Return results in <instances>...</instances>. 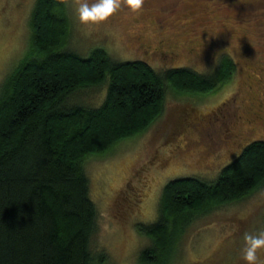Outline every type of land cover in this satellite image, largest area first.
<instances>
[{"label":"trees","instance_id":"obj_1","mask_svg":"<svg viewBox=\"0 0 264 264\" xmlns=\"http://www.w3.org/2000/svg\"><path fill=\"white\" fill-rule=\"evenodd\" d=\"M177 1L160 0V9L166 14ZM182 1L188 6L195 2L186 10L197 14L205 5L201 0ZM239 1L241 12L222 20L240 18L245 33L252 26L263 27L264 0ZM203 13L201 25L210 11ZM30 33L28 51L0 92V264H102L106 254H95L91 248L98 218L88 196L85 161L149 131L163 116L167 89L180 96L210 93L225 85L237 67L226 53L208 75L187 68L158 75L142 61H112L103 49L80 57L65 50L70 30L61 0H36ZM257 35L264 46V28ZM252 42H246L247 50ZM106 84L99 108L70 104L74 94ZM263 85L260 103L256 109L249 105L253 111L247 118L258 125H264ZM263 189V140L243 148L214 183L198 178L167 183L158 219L138 226L150 243L139 254L138 264H172L190 225Z\"/></svg>","mask_w":264,"mask_h":264},{"label":"rangeland","instance_id":"obj_2","mask_svg":"<svg viewBox=\"0 0 264 264\" xmlns=\"http://www.w3.org/2000/svg\"><path fill=\"white\" fill-rule=\"evenodd\" d=\"M61 1L70 30L65 50L80 57L88 58L92 50L103 49L112 61H142L158 75L181 68L208 75L226 53L237 67L225 85L210 93L180 96L167 89L163 116L149 131L118 143L105 156L85 161L83 172L88 178V196L98 218L97 230L91 238L92 251L106 254V262L102 264H138L139 254L150 245L138 232V226L151 225L158 219L159 202L167 183L185 178L214 183L221 170L250 142L264 141V125L247 122L253 111L249 105L256 109L263 92L260 85H263L264 46L259 44L262 38L257 34L264 25L252 26L245 33L240 18L236 22L222 20L231 13L241 12L243 5L239 0L215 3L201 0L206 8L199 14L192 8L186 10L195 2L190 1L188 6L178 0L175 8L166 14L149 1L139 14L124 8L113 16L114 21L85 26L76 19L74 0ZM35 3L36 0H0V92L28 51L30 17ZM204 10L210 11L206 15L209 19L201 25ZM153 11L154 16L149 14ZM189 11L194 13L188 14ZM156 17L161 19L159 24L171 21L161 31L163 39L167 44L173 42L177 48L186 49V54L183 51L176 59L161 53L155 58L133 50L138 45L135 33L140 22L145 18L154 21ZM151 25L152 22L148 24ZM248 40L253 42L247 50ZM191 48L199 54L197 58L191 57ZM248 85L252 88L248 89ZM106 90L107 84L83 89L72 96L70 104L99 108L105 101ZM220 127L225 131L222 134ZM229 129L230 134H240L239 138L233 141L227 134ZM187 229L172 264H244L243 234L264 230V189L211 212Z\"/></svg>","mask_w":264,"mask_h":264},{"label":"clouds","instance_id":"obj_3","mask_svg":"<svg viewBox=\"0 0 264 264\" xmlns=\"http://www.w3.org/2000/svg\"><path fill=\"white\" fill-rule=\"evenodd\" d=\"M75 15L79 24L100 26L122 11L128 9L139 14L144 9L146 0H74ZM241 258L244 264H264V230L245 232L243 234Z\"/></svg>","mask_w":264,"mask_h":264},{"label":"flooded vegetation","instance_id":"obj_4","mask_svg":"<svg viewBox=\"0 0 264 264\" xmlns=\"http://www.w3.org/2000/svg\"><path fill=\"white\" fill-rule=\"evenodd\" d=\"M149 1L154 2V3H152V5H154V6L158 5L160 7V4L158 2L155 3L156 0H146V2H149ZM154 13H155V11L150 12L149 14L154 16ZM160 13H161V9H160ZM114 19H115L114 17L110 18L111 21L112 20L114 21ZM159 20H161V19L158 17H156L154 21H149V20H146V18H145L144 20H142L140 22V24L136 30V33H135V39H138V42H137L138 45L133 50L144 51V52H146V54L148 53L151 55H155V58H158L159 54L162 53L164 55L166 54L167 57L168 56H172V57L175 56V58L177 59L180 55V51L184 50V48L179 49V48H177V46L175 44H172V43L167 44L166 40L163 39L164 38L162 36L163 34H161L162 28L164 26H162L161 23L160 24L158 23ZM144 22H146L145 26H144ZM151 22H152V25L155 27V30H154V27L152 25L148 26V24L149 23L151 24ZM147 29H148V31L153 30L155 32L148 33L146 31ZM155 38H159V39H157V41H155V40H153ZM171 48L175 49V51L177 50V53L174 54V52L171 51ZM190 55L192 58H197L199 56V54L193 49H192V52ZM247 122H248V124H250L251 122H255V121L249 120ZM219 130L222 131L221 134L225 132L222 129V127H220ZM227 132H228L227 134L230 135L232 138L235 137L234 139H238L240 136V134L238 135L235 132L230 134L231 133L230 129Z\"/></svg>","mask_w":264,"mask_h":264}]
</instances>
